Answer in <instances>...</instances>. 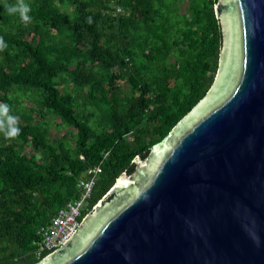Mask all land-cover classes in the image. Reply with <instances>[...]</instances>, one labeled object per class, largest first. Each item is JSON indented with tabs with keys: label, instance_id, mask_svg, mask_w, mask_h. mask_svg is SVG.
Listing matches in <instances>:
<instances>
[{
	"label": "trees",
	"instance_id": "obj_1",
	"mask_svg": "<svg viewBox=\"0 0 264 264\" xmlns=\"http://www.w3.org/2000/svg\"><path fill=\"white\" fill-rule=\"evenodd\" d=\"M25 2L27 25L0 0V103L21 130L0 133V264L50 254L36 256L38 229L90 170L101 173L85 216L132 172L210 90L222 42L217 0Z\"/></svg>",
	"mask_w": 264,
	"mask_h": 264
},
{
	"label": "water",
	"instance_id": "obj_2",
	"mask_svg": "<svg viewBox=\"0 0 264 264\" xmlns=\"http://www.w3.org/2000/svg\"><path fill=\"white\" fill-rule=\"evenodd\" d=\"M214 82L38 264H264V0H217Z\"/></svg>",
	"mask_w": 264,
	"mask_h": 264
},
{
	"label": "built area",
	"instance_id": "obj_3",
	"mask_svg": "<svg viewBox=\"0 0 264 264\" xmlns=\"http://www.w3.org/2000/svg\"><path fill=\"white\" fill-rule=\"evenodd\" d=\"M121 7H116V13H121ZM101 173L100 167H95L88 172L92 177L88 180H80L77 187L79 196L76 200L67 203L58 210L51 221L38 229L36 256L44 253H53L58 250L76 231L83 219L84 213L89 208V200L95 185V178Z\"/></svg>",
	"mask_w": 264,
	"mask_h": 264
},
{
	"label": "clouds",
	"instance_id": "obj_4",
	"mask_svg": "<svg viewBox=\"0 0 264 264\" xmlns=\"http://www.w3.org/2000/svg\"><path fill=\"white\" fill-rule=\"evenodd\" d=\"M5 8L9 15L18 16L23 24L27 25L31 23L32 17L30 13L32 9L25 0H16L14 4H6ZM7 48V43L3 37H0V52L5 51ZM19 119V116L12 114V107L10 105L0 103V133L6 139H14L20 135Z\"/></svg>",
	"mask_w": 264,
	"mask_h": 264
},
{
	"label": "rangeland",
	"instance_id": "obj_5",
	"mask_svg": "<svg viewBox=\"0 0 264 264\" xmlns=\"http://www.w3.org/2000/svg\"><path fill=\"white\" fill-rule=\"evenodd\" d=\"M186 6H187L186 3L180 5L181 12H184V11H185ZM26 104H29V103L26 102ZM28 106H29V105H28ZM56 122L58 123V121H56ZM64 132H66V133H67L68 135H70V136L73 135V133H74V132L71 131V130L64 129V130H62L61 134L64 133ZM31 152H32V149H31V148H27L26 153H27V154H31Z\"/></svg>",
	"mask_w": 264,
	"mask_h": 264
}]
</instances>
